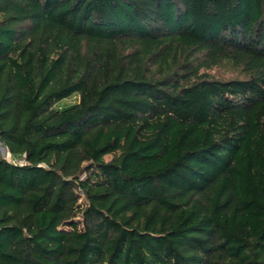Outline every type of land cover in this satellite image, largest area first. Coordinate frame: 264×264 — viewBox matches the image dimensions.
<instances>
[{
    "label": "trees",
    "instance_id": "obj_1",
    "mask_svg": "<svg viewBox=\"0 0 264 264\" xmlns=\"http://www.w3.org/2000/svg\"><path fill=\"white\" fill-rule=\"evenodd\" d=\"M0 143V264H264V0H0Z\"/></svg>",
    "mask_w": 264,
    "mask_h": 264
},
{
    "label": "rangeland",
    "instance_id": "obj_2",
    "mask_svg": "<svg viewBox=\"0 0 264 264\" xmlns=\"http://www.w3.org/2000/svg\"><path fill=\"white\" fill-rule=\"evenodd\" d=\"M195 11L197 12V15H200V11H199V7H198V5H196V7H195ZM76 102H77V98H76V97H72V98H70V99H68V100L63 101V102L60 104V106H61V107H69V106L75 104ZM0 155H1L3 158H5V159L10 160V156H9L7 150H6L5 147H4L3 145H1V144H0Z\"/></svg>",
    "mask_w": 264,
    "mask_h": 264
},
{
    "label": "built area",
    "instance_id": "obj_3",
    "mask_svg": "<svg viewBox=\"0 0 264 264\" xmlns=\"http://www.w3.org/2000/svg\"><path fill=\"white\" fill-rule=\"evenodd\" d=\"M0 144H1V143H0ZM19 163H20V164H23V163H24V161H20Z\"/></svg>",
    "mask_w": 264,
    "mask_h": 264
}]
</instances>
